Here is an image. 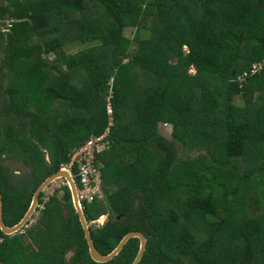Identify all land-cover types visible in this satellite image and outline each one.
Here are the masks:
<instances>
[{
  "label": "trees",
  "instance_id": "trees-1",
  "mask_svg": "<svg viewBox=\"0 0 264 264\" xmlns=\"http://www.w3.org/2000/svg\"><path fill=\"white\" fill-rule=\"evenodd\" d=\"M107 128L97 161L103 199L84 205L89 222L107 216L90 227L102 255L141 232L139 264H264V0L0 3L6 225ZM47 214L39 239L0 229V264H98L68 186L51 196L42 223ZM138 250L131 239L105 264H132Z\"/></svg>",
  "mask_w": 264,
  "mask_h": 264
},
{
  "label": "water",
  "instance_id": "water-1",
  "mask_svg": "<svg viewBox=\"0 0 264 264\" xmlns=\"http://www.w3.org/2000/svg\"><path fill=\"white\" fill-rule=\"evenodd\" d=\"M0 138H1V132H0ZM60 180H63L67 183V186L71 192L74 209L78 214L80 222L82 224L84 235L89 247V254L91 260L98 264L108 263L112 261L123 250V248L125 247V245L128 243L129 240L138 239L139 250L132 264H139L146 250V238L144 234H142L141 232H131L125 235L122 238V240L119 242L117 247L107 255H102L96 249L93 240L91 238V231H90L91 224L89 223L87 219V215L85 214L84 205L80 202L79 199L77 182L74 178L73 173L65 166L59 172L48 177L40 185V187L36 190V192L33 195V200L29 211L27 212V214H25L24 218L14 227L7 226L4 221L2 189L0 183V229L3 232V234H5L6 236H14L22 232L23 229L29 224L31 219L36 214L40 199L43 196V194L46 193V191L50 188V186H52L53 184L57 183V181ZM73 254H74L73 252H69L67 254V260H70Z\"/></svg>",
  "mask_w": 264,
  "mask_h": 264
},
{
  "label": "built area",
  "instance_id": "built-area-1",
  "mask_svg": "<svg viewBox=\"0 0 264 264\" xmlns=\"http://www.w3.org/2000/svg\"><path fill=\"white\" fill-rule=\"evenodd\" d=\"M108 112L111 113L110 110ZM108 136L109 128L99 136L92 135L83 146L75 150L70 163L65 166L74 175L78 185L79 199L83 205L103 199L102 178L97 161L98 156L108 148ZM102 218L104 216H100V219ZM97 221L94 220L90 224L95 225Z\"/></svg>",
  "mask_w": 264,
  "mask_h": 264
},
{
  "label": "rangeland",
  "instance_id": "rangeland-1",
  "mask_svg": "<svg viewBox=\"0 0 264 264\" xmlns=\"http://www.w3.org/2000/svg\"><path fill=\"white\" fill-rule=\"evenodd\" d=\"M4 1H5V0H0V3H3ZM4 28H5V27H2V29H4ZM124 36H125L126 38L132 39V38H133V31H132L131 29L126 30V31L124 32ZM66 47H68V48H67V52H68V54H75L78 50H80V48H81L82 46L79 45V43H77V44H74V45H67ZM184 50H187V48L184 49ZM54 59H55V57L52 55V57H51V62H53ZM110 82H111V81H110ZM159 132H160V134H161L163 137H165L166 139H168L169 142L172 141V137H171V133H172V131H171V127H170V126H166V125H163V124L160 125V127H159ZM173 142H174V141H173ZM175 146H176V148H175V152H176V156H177V158L180 159V158L184 157V156L182 155V153H184V151L182 150V148L179 147L177 143H175ZM198 154H200L199 151H194V152L191 153L190 157L194 158V157H196ZM181 156H182V157H181ZM185 156H186V155H185ZM18 170H22V172H25V173L29 172L27 168H23V167H16V168L14 169V171H18ZM62 185H65V181L60 180V181H57V183H55V184H53L52 186H50V188H49V189L46 191V193L44 194V198L51 197V194H52L53 190L56 189V188H59V187L62 186ZM106 218H107V217L104 216V218L99 219V220L97 221V224H98L99 226H102V225L106 222ZM35 221H36V220L34 219L33 221H31V223H34ZM39 229H40V228H39ZM43 229L45 230V227H43Z\"/></svg>",
  "mask_w": 264,
  "mask_h": 264
},
{
  "label": "flooded vegetation",
  "instance_id": "flooded-vegetation-1",
  "mask_svg": "<svg viewBox=\"0 0 264 264\" xmlns=\"http://www.w3.org/2000/svg\"><path fill=\"white\" fill-rule=\"evenodd\" d=\"M65 186H67V184L66 185H62L59 188L54 189L53 192H52V194H51V196L55 193L56 190L61 189V188L65 187ZM50 200H51V197H48V198L41 197L40 202H39V205H38L37 212L34 215V217L31 219V221H33L34 219L36 221L34 223H31V221H30L29 224L23 229V231L20 232V234H24L25 235L29 231H31V232H33L34 239H39L41 232H45V231L49 230V228L47 227L48 226L47 224L51 223V220H50L51 214H47L49 216H47L46 218H44V222L43 223L40 221V219L42 217H44L43 216V212L46 210V204H48L50 202ZM106 221H107V218H106ZM43 227H45V230L43 229ZM71 252H73V251H71ZM73 256H74V254L71 256V258ZM67 261H70V260H67Z\"/></svg>",
  "mask_w": 264,
  "mask_h": 264
},
{
  "label": "clouds",
  "instance_id": "clouds-1",
  "mask_svg": "<svg viewBox=\"0 0 264 264\" xmlns=\"http://www.w3.org/2000/svg\"><path fill=\"white\" fill-rule=\"evenodd\" d=\"M107 217V216H106Z\"/></svg>",
  "mask_w": 264,
  "mask_h": 264
}]
</instances>
